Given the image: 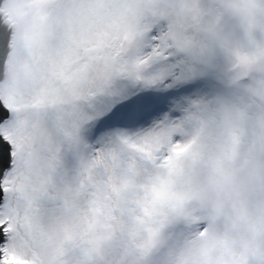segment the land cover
<instances>
[{
	"label": "snow or ice",
	"instance_id": "obj_1",
	"mask_svg": "<svg viewBox=\"0 0 264 264\" xmlns=\"http://www.w3.org/2000/svg\"><path fill=\"white\" fill-rule=\"evenodd\" d=\"M130 2L31 0L30 32L0 26V264H110L98 248L117 210L114 143L139 139L135 149L169 167L191 147L158 151L213 82L194 78L152 30L136 61L145 86L130 84L124 45L104 51ZM6 9L0 0V20Z\"/></svg>",
	"mask_w": 264,
	"mask_h": 264
},
{
	"label": "rangeland",
	"instance_id": "obj_2",
	"mask_svg": "<svg viewBox=\"0 0 264 264\" xmlns=\"http://www.w3.org/2000/svg\"><path fill=\"white\" fill-rule=\"evenodd\" d=\"M7 8L16 13L18 37L33 29L37 10L31 0H8ZM120 18L117 35L108 39L104 51L124 45L130 84L138 86L135 77L141 67L136 61L143 52L142 37L152 30L194 78L213 82L208 93L186 104L177 124L162 135L158 151L167 154L177 143L192 144L194 133H207L216 171L240 194L243 212L218 218L186 201L180 191L183 170L177 163L189 150L169 167L135 149L132 145L139 139L116 141L114 152L123 162L111 193L117 210L98 253L107 255L110 264H264V0H131ZM59 35L62 38L63 29ZM237 53L257 61L247 71L255 77L250 85L245 84V73L233 70ZM142 74L149 71L143 69ZM220 111L243 121V135L227 166ZM162 176L171 179V190L157 188ZM73 196L69 191L70 200ZM105 207L111 204L105 202ZM149 228L152 238H147ZM210 229L222 238V248L196 260L192 244ZM154 244L159 249L147 252Z\"/></svg>",
	"mask_w": 264,
	"mask_h": 264
},
{
	"label": "clouds",
	"instance_id": "obj_3",
	"mask_svg": "<svg viewBox=\"0 0 264 264\" xmlns=\"http://www.w3.org/2000/svg\"><path fill=\"white\" fill-rule=\"evenodd\" d=\"M257 61L246 59L243 54H234L233 70L238 74L246 73ZM217 119L225 126V146L222 159L227 166L233 151L238 149L240 137L243 135L242 118L227 111H220ZM207 133H194V142L189 151L178 161L177 167L183 170V182L180 191L186 201L204 209L209 216L222 217L229 214L239 216L243 212L240 194L233 191L229 182L216 171L211 159ZM255 166L256 157L252 158ZM157 188L171 190L173 183L167 176L156 181ZM222 238L210 229L208 235L196 237L193 244V256L203 260L204 252L219 251L222 248ZM231 259V257H229Z\"/></svg>",
	"mask_w": 264,
	"mask_h": 264
},
{
	"label": "water",
	"instance_id": "obj_4",
	"mask_svg": "<svg viewBox=\"0 0 264 264\" xmlns=\"http://www.w3.org/2000/svg\"><path fill=\"white\" fill-rule=\"evenodd\" d=\"M4 12H5L4 19L0 20V26H10V27H12V28H14L16 30V23H14L12 21V19L9 16V14L5 10H4ZM7 20H11V24L10 25L5 23V21H7Z\"/></svg>",
	"mask_w": 264,
	"mask_h": 264
}]
</instances>
